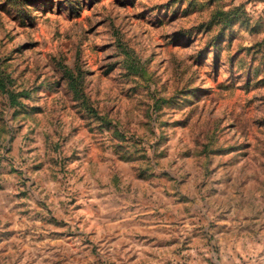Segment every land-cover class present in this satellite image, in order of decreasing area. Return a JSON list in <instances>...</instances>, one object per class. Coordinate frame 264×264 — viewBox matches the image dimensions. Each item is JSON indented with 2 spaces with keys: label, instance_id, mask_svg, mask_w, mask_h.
<instances>
[{
  "label": "rangeland",
  "instance_id": "rangeland-1",
  "mask_svg": "<svg viewBox=\"0 0 264 264\" xmlns=\"http://www.w3.org/2000/svg\"><path fill=\"white\" fill-rule=\"evenodd\" d=\"M0 264H264V0H0Z\"/></svg>",
  "mask_w": 264,
  "mask_h": 264
}]
</instances>
